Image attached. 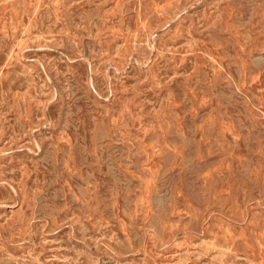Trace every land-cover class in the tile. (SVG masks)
Masks as SVG:
<instances>
[{
	"label": "rangeland",
	"instance_id": "374dc122",
	"mask_svg": "<svg viewBox=\"0 0 264 264\" xmlns=\"http://www.w3.org/2000/svg\"><path fill=\"white\" fill-rule=\"evenodd\" d=\"M0 264H264V0H0Z\"/></svg>",
	"mask_w": 264,
	"mask_h": 264
}]
</instances>
